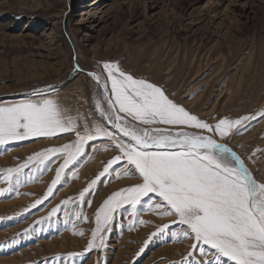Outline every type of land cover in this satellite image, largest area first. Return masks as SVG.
I'll return each mask as SVG.
<instances>
[{"label": "rangeland", "instance_id": "1", "mask_svg": "<svg viewBox=\"0 0 264 264\" xmlns=\"http://www.w3.org/2000/svg\"><path fill=\"white\" fill-rule=\"evenodd\" d=\"M104 62L163 86L213 124L254 114L264 110V0H0V106L39 99L37 90L55 85L52 97L70 115L78 110L91 121L96 88L74 65L98 71ZM71 138L63 134L0 146V172ZM217 139L245 160L257 181H264V119ZM93 155L72 169L78 178L69 173L67 183L38 208L31 205L46 192L62 160L39 180L0 196V264H56L57 255L85 250L94 218L65 223L60 214L50 224L25 230L65 198L77 196L114 153ZM136 182L134 176L105 179L87 197L91 206L83 205V211L93 217L109 194ZM8 187L0 180V190ZM131 219L128 213L117 214L104 246L76 264H175L192 243L158 237L141 252L156 225L174 218L143 211L140 219L152 223L129 229ZM221 264L231 262L221 258Z\"/></svg>", "mask_w": 264, "mask_h": 264}, {"label": "snow or ice", "instance_id": "2", "mask_svg": "<svg viewBox=\"0 0 264 264\" xmlns=\"http://www.w3.org/2000/svg\"><path fill=\"white\" fill-rule=\"evenodd\" d=\"M74 70L84 71L95 85L91 121L78 110L70 115L52 97L55 85L37 90L39 99L0 106V146L29 138L72 137L0 172V180L9 185L0 190V196L39 180L62 160L46 192L31 205L38 208L67 183L69 173L78 178L72 169L94 159V153L111 150L114 155L102 161V170L77 196L52 207L25 234L60 214L66 217L65 223L94 218L85 250L54 258L56 264H76L78 258L104 246L117 214L128 213L132 217L128 227L134 229L137 224L152 223L140 219L143 211H155L174 219L156 225L141 252L158 237L175 242L187 239L192 243L175 264H221V258L231 264H264V181H257L245 160L217 139H225L233 130L240 134L252 121L264 119V110L220 118L213 124L186 109L163 86L137 78L117 63L104 62L98 71L75 64ZM124 176H134L137 182L113 191L89 217L82 208L91 206L87 197L105 179ZM77 234L83 236V230Z\"/></svg>", "mask_w": 264, "mask_h": 264}]
</instances>
